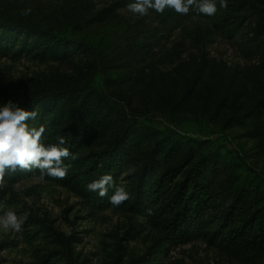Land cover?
<instances>
[{"label": "rangeland", "instance_id": "1", "mask_svg": "<svg viewBox=\"0 0 264 264\" xmlns=\"http://www.w3.org/2000/svg\"><path fill=\"white\" fill-rule=\"evenodd\" d=\"M123 1L0 0V22L37 19L71 31L87 14L98 22L86 31L114 41L104 60L93 64L80 55L68 61L11 53L0 57V93L41 88L50 80L102 82L109 75L116 84L106 90L141 111L152 126L222 145V155L228 154L223 159L228 184L253 173L264 179V62L258 53L246 54L243 39L226 40L205 20L185 15L164 20L165 12L154 10L140 16ZM250 2L244 10L246 27L264 26V3ZM26 8L32 10L29 15L23 14ZM165 34L170 35L167 42H155ZM143 42L157 52L154 59L143 56L138 46ZM119 128L98 130L83 151L105 149ZM0 200L26 214L21 232L0 231V246H8L0 248V264H48L42 256L52 251L62 264H151L164 236L159 224L147 223L126 207L90 210L73 189L41 180L39 173L7 182ZM166 247L163 264H264V253L222 242L195 239Z\"/></svg>", "mask_w": 264, "mask_h": 264}, {"label": "trees", "instance_id": "2", "mask_svg": "<svg viewBox=\"0 0 264 264\" xmlns=\"http://www.w3.org/2000/svg\"><path fill=\"white\" fill-rule=\"evenodd\" d=\"M250 1L256 2L229 0L227 8L218 7L214 16L191 12L185 16L209 22L213 33L226 40L243 39L246 54L256 51L264 62V26L246 27L249 15L244 10L251 6ZM125 2L127 6L132 0ZM179 16L181 14L174 10L166 9L163 19ZM97 22L96 17L85 14L71 31H61L37 19L1 21L0 57L11 53L15 58L26 55L68 61L80 55L92 64L103 61L114 41L99 40L86 31ZM169 39L170 35H157L155 42ZM138 46L149 60L158 55L145 42ZM49 84L24 90L13 87L0 93V104L12 100L27 110L35 109L39 116L29 123L46 126L47 143H56L61 135L66 138L64 147L75 156V159L65 160L70 165L68 174L62 179L45 178L73 189L90 210L113 207L107 196L101 198L88 191L87 184L91 181L110 173L119 185L126 187L132 195L118 208L126 207L147 223L159 224L164 231L162 243L153 251L151 264L164 263L167 244L195 239L264 253L263 177L253 173L237 178L240 181L235 185H232L235 181L228 184L223 165L228 154L222 155V145L216 141H194L174 130L152 126L141 111L124 106L114 93L106 90L107 86L116 84L109 75L102 82L60 79L59 83L50 80ZM114 124H119L120 128L105 149L83 151L98 130H109ZM126 171L129 173L122 176ZM33 173L39 171L18 170L7 177V182L16 183ZM38 226L40 233L42 227ZM66 240L71 238L61 242ZM7 247L6 244L0 246L2 250ZM58 254L49 252L42 260L62 264L64 261Z\"/></svg>", "mask_w": 264, "mask_h": 264}, {"label": "clouds", "instance_id": "3", "mask_svg": "<svg viewBox=\"0 0 264 264\" xmlns=\"http://www.w3.org/2000/svg\"><path fill=\"white\" fill-rule=\"evenodd\" d=\"M229 0H132L127 9L133 14L145 16L149 10L164 13L165 9H172L181 15L190 12L196 15L214 16L219 9L227 8ZM26 8L24 15L31 13ZM39 113L27 110L12 100L0 104V191L7 184V177L18 170L29 173L39 171L40 179L45 177L64 178L70 165L65 160L75 159L68 147L66 138L59 136L56 143H47L46 126H33ZM90 192L97 193L101 198L107 196L108 203L119 207L129 200L131 193L126 187L119 185L113 175L106 173L87 184ZM111 191V195L109 192ZM0 231L21 232L26 221V214H18L15 208L7 207L0 200Z\"/></svg>", "mask_w": 264, "mask_h": 264}]
</instances>
